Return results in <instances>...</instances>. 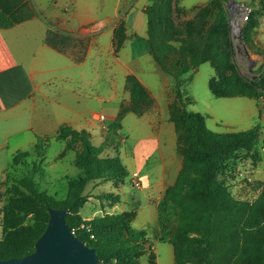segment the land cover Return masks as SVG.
Masks as SVG:
<instances>
[{"label": "trees", "instance_id": "1", "mask_svg": "<svg viewBox=\"0 0 264 264\" xmlns=\"http://www.w3.org/2000/svg\"><path fill=\"white\" fill-rule=\"evenodd\" d=\"M171 1L153 0L151 6L143 10L147 17L150 53L161 69L175 80L170 121L175 124L177 152L183 158L175 183L166 189L159 205L163 220L171 215L175 217V224L165 231L161 239L172 244L175 264H264V188L252 200L241 198L233 193L226 178L235 177L237 158H242L240 153H244L253 165L260 160L263 126L258 122L240 131L216 132L209 129L204 115L186 108L191 99L184 92L181 78L212 60L214 40L220 34L228 36L230 21L224 5L227 0H211L199 8V19L207 15L211 17L210 23L204 20L205 33L201 44L192 39L190 31L189 39L174 43V38L165 37L155 25V14L163 13ZM260 1L264 3V0ZM13 23L0 7V27ZM257 23L252 16L242 33L245 41L251 40ZM74 36L70 32L50 28L46 40L56 49L66 52L75 48L77 40ZM86 48L80 53H84ZM215 67L217 74L210 79L209 88L216 97L246 96L258 102L264 97L256 82L239 75L225 77L218 73L219 67ZM126 87L130 101L121 104L119 113L108 128L105 143L95 146L88 131L77 130L67 124L62 125L54 136L75 151L74 163L80 169L78 175L64 178L67 186L65 198L57 199L42 190L36 180L38 173H45L46 141L39 140L33 153L20 150L13 156L12 165H21L23 171L19 178L10 179L5 170L6 178L2 181L7 187L6 203L2 209L0 259L21 257L35 249L37 239L48 224L49 207L69 209L67 223L80 239L96 249L97 264H112L114 260L117 264H141L136 257L150 252L146 249V239L140 237L142 234L146 237L144 231L132 227L135 211L105 214L89 220L81 214L86 202L85 190L90 182L117 183L128 175L118 155L106 157L102 153L120 135L124 115L128 112L143 114L153 104V98L135 74L126 76ZM153 256L151 263L155 264L156 256Z\"/></svg>", "mask_w": 264, "mask_h": 264}, {"label": "crops", "instance_id": "2", "mask_svg": "<svg viewBox=\"0 0 264 264\" xmlns=\"http://www.w3.org/2000/svg\"><path fill=\"white\" fill-rule=\"evenodd\" d=\"M248 1L250 0H240L237 3ZM77 5L78 0H0V7L14 21L8 27H0V124L4 125L0 127V139H3L0 147L16 135H24L27 132L33 135L31 138L35 139L34 146L39 140H44L48 144V149L49 143L56 139L54 136L65 124L77 130L88 131L91 140L93 131H100L106 142L108 128L119 113L121 104L130 101L126 76L135 74L151 93L155 105L152 111H157L160 115L162 110L167 109L169 114L164 124L155 122L158 117L145 120L149 134L138 145L146 153L144 160L130 155L125 160L124 153L120 151L118 153L128 174L132 172V176L138 174L141 178L143 175L148 181L146 187L155 194L150 201L156 204L157 220L160 226L159 240L164 241L161 238L165 231L175 224V217L171 215L163 220L159 205L163 201L166 189L175 183L183 165V158L177 152L175 124L170 121L168 108L167 96L173 87L170 85L171 79L154 60L150 48L142 49L144 60L140 59L141 53L128 50V43L133 39H145L147 29L144 33L132 31L135 36L125 41L119 52L113 55L115 52L114 26L110 18L103 17L97 20L93 3L88 2V5L92 7L85 9V14L79 12ZM50 28H57L75 35L81 34L87 39L91 37L87 50L80 53L76 48L66 52L56 49L46 40ZM260 30L263 32L261 40L264 42V24ZM258 38L260 39V36ZM96 60L103 61L102 67L108 70L107 89L97 87L96 65L99 64H95ZM92 61L93 63H90ZM145 63L150 66L147 67ZM113 72L120 73L122 79L118 80L113 76ZM149 74L159 77L157 81L161 85V91H157ZM239 97H243L242 101L250 106L249 119L258 118V122L264 128V120L259 118L260 104L257 99ZM96 108L102 111H95ZM152 111L139 116H154ZM131 113L135 114L128 112L122 118V130ZM100 114L105 115V119H99ZM47 149L43 163L44 174L49 173L48 167L54 163L55 159H60L57 156L47 165V162L51 161L47 160ZM68 150L73 152L74 162L75 151L68 149L66 142L60 155L62 156ZM260 161L249 172L251 160L237 158V166L241 172L238 171L231 182V188H236L232 190L236 196L246 198V192L251 190L255 198L264 188V169ZM258 164L260 168L257 169ZM66 176L69 175L62 178ZM245 177L248 179L247 182L243 180ZM109 182L100 183L99 188L101 189L102 184ZM91 183L97 182H90L85 192ZM143 186L142 181V185L137 188L142 189ZM112 191L120 192L121 184L114 187ZM122 200L121 195V201L111 205L112 210L109 213L135 211L132 227L137 231H144L148 237V226L135 227L139 211L126 210L120 205ZM152 249L154 252L153 244ZM154 254L156 256L155 252Z\"/></svg>", "mask_w": 264, "mask_h": 264}, {"label": "rangeland", "instance_id": "3", "mask_svg": "<svg viewBox=\"0 0 264 264\" xmlns=\"http://www.w3.org/2000/svg\"><path fill=\"white\" fill-rule=\"evenodd\" d=\"M210 1L211 0H172L170 6L167 7L163 13L155 14L154 23L160 28L161 33L165 37L174 38V43L180 44L182 39H189L188 31H190L192 32V39L197 44H201V38L205 33L203 29L204 20L210 23L211 17L207 15L199 19L197 13L200 7L205 6ZM237 1L240 0H227L224 2L230 21V27L227 37L220 34L218 38L214 40L212 60L201 64L196 72H189L181 77L183 80L184 92L186 96H189L191 99L186 108L189 111L204 115L207 127L216 132L246 130L257 124L258 118L254 120L249 119L248 110L250 106L242 101L243 97H216L213 95L209 88V81L217 74L215 65L219 67L218 73L220 75L225 77L239 75L247 81L256 82L259 89L264 92V42L261 40L263 32L260 30L264 24V3L260 0L244 2V4L251 6L252 11L249 19L245 23L240 24V32L237 33L236 31L234 32L232 24L234 13L237 12V10L233 9V4L236 5ZM88 2L93 3L92 6H94L95 14L98 17L97 20L103 19V17H109L110 22H112L114 26V55L119 52V49L122 48L125 41L135 36L132 31L138 33H144L146 31V15L143 13V10L151 6L153 0H78L77 8H79L81 14H85V9L92 7L88 5ZM252 16L256 18L258 23L252 33L251 40L247 42L244 40L242 33ZM189 26L190 30H188ZM259 36L260 39L258 38ZM74 37L77 40L74 47L79 52H81L85 46L88 47L89 41L91 40V37L87 39V37H83L81 34L75 35ZM145 39L147 40V32ZM145 39H133V41L128 43V50L141 53V60H144L142 49L146 47L149 48V42ZM94 62L95 64H99L96 65L97 87L100 89H107L108 82L106 73L108 70L102 67L103 61L100 62L96 60ZM90 63H93V61ZM145 64L147 67L150 66L148 63ZM113 76L118 80L122 79L120 73L113 72ZM149 77L154 81L157 91H161V85L159 81H157L159 77L155 74H149ZM169 78L171 79L170 85L174 87V78L170 75ZM173 87L170 89L167 96L169 110L170 104L175 97ZM162 102L165 104V100ZM259 104L261 119L264 120V97H261ZM154 106L153 100L151 107L141 115L150 113ZM95 111L101 112L102 110L96 108ZM152 113L154 116L149 117L131 113L129 115L130 117L125 121L124 129H120V135L115 137V143L112 144L111 147H106L102 156H119L118 151H120V153H124L123 158L125 160L128 155L144 160L146 153L142 150L143 148L138 147V145L142 142V139L146 138L149 134L146 128L147 122L145 120H148L150 117H158L155 122L164 124L169 114L167 109L162 110L160 115L157 111H152ZM156 114L158 115L155 116ZM3 126L4 125L1 123L0 127ZM93 133V145H102L104 139L100 131H93ZM31 136L33 137L31 133L27 132H25L24 135H16L9 139L3 147H0V238L3 237L2 209L6 203L5 189L7 185L2 184V181L6 178L5 170H7L10 179L19 178L22 175L23 167L21 165H12L13 156L20 149H27L29 152L33 153V143L35 139L31 138ZM1 142L3 143V139H0V143ZM64 148L65 142L63 140H52L47 149V160H51L47 162V165L57 156H59L60 159H55V161H53L54 163L48 167L49 173L43 175L38 173L36 175V180H38L41 189L54 195L57 199L65 198L67 195V186L62 177L65 175L76 176L79 173V168L73 162L72 151L68 150L65 154H62V156L60 155ZM128 152L130 153L128 154ZM240 157H245L244 159H247L244 153H240ZM30 160H32V158ZM260 160L259 161L262 163L259 164L262 165L264 169V130L260 143ZM259 164L257 165V169L260 168ZM255 165H253L251 161L249 172L254 169ZM228 171L227 169V172ZM142 177L143 178L140 177L141 181L144 182L142 189L134 185L133 180L135 178L132 176V172H130L122 182L114 183L111 181L102 184L101 189L99 188L100 183H91L86 191V202L83 205L84 208L82 207V217L89 220L94 217L110 214L109 212L112 210L111 205L121 201L122 195L123 200L120 205L126 210L137 209L139 211L135 227H149L147 230L148 237H144L143 234L142 236L140 235V237L146 239V249L150 250V252L137 256V261L141 264H154L151 263L154 259L153 249H149L152 248L153 244L154 252L156 253L155 264H175L172 244L168 241L159 240L160 226L157 220L156 204L150 201V198L152 199L155 197V194L146 187L148 186V181L143 175ZM226 178L229 184H232L233 177L230 176ZM243 180L245 182L248 181L247 177ZM250 182L252 181L250 180ZM120 184V192L112 191L114 187H118ZM234 189L236 190L234 187L231 188V190ZM245 195L246 198L251 200L254 199V193L251 190L246 192ZM87 217H89V219ZM112 264H117V261L114 260Z\"/></svg>", "mask_w": 264, "mask_h": 264}, {"label": "water", "instance_id": "4", "mask_svg": "<svg viewBox=\"0 0 264 264\" xmlns=\"http://www.w3.org/2000/svg\"><path fill=\"white\" fill-rule=\"evenodd\" d=\"M48 211V224L35 249L21 257L0 259V264H97L96 249L80 239L67 223L69 209L49 207Z\"/></svg>", "mask_w": 264, "mask_h": 264}, {"label": "built area", "instance_id": "5", "mask_svg": "<svg viewBox=\"0 0 264 264\" xmlns=\"http://www.w3.org/2000/svg\"><path fill=\"white\" fill-rule=\"evenodd\" d=\"M234 6V10H237V12H235L234 16H233V19H232V24H233V30L235 32V28H237V33L240 32V24H243L245 23L248 19H249V16H250V13L252 11V8L251 6H249L248 4H233ZM99 119L103 120L105 119V115L103 114H100L98 115ZM238 168L236 169L237 172L239 171V173L241 172V169L239 168V166H237ZM134 176V180H133V183L134 185L140 187L142 185V181L140 179V177L138 176V174H135L133 175Z\"/></svg>", "mask_w": 264, "mask_h": 264}, {"label": "bare ground", "instance_id": "6", "mask_svg": "<svg viewBox=\"0 0 264 264\" xmlns=\"http://www.w3.org/2000/svg\"><path fill=\"white\" fill-rule=\"evenodd\" d=\"M235 31H237V28H235Z\"/></svg>", "mask_w": 264, "mask_h": 264}]
</instances>
